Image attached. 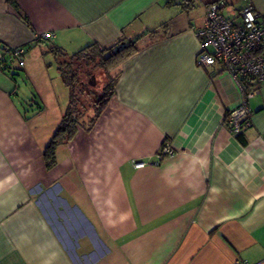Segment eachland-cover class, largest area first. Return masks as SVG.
<instances>
[{
  "label": "crops",
  "instance_id": "crops-1",
  "mask_svg": "<svg viewBox=\"0 0 264 264\" xmlns=\"http://www.w3.org/2000/svg\"><path fill=\"white\" fill-rule=\"evenodd\" d=\"M16 1L0 0V61L23 48L32 93L0 65V264H264V83L233 132L239 91L197 67L194 37L208 5L236 18L264 15V0ZM140 35L106 110L46 169L68 104L50 49ZM165 141L174 155L157 160Z\"/></svg>",
  "mask_w": 264,
  "mask_h": 264
},
{
  "label": "built area",
  "instance_id": "built-area-1",
  "mask_svg": "<svg viewBox=\"0 0 264 264\" xmlns=\"http://www.w3.org/2000/svg\"><path fill=\"white\" fill-rule=\"evenodd\" d=\"M222 8L221 2L205 7L202 26L194 35L199 44L195 61L198 68L218 66L220 72L230 77L236 85L240 101L228 112L225 120L233 132H238L250 126L248 102L264 83V15H259L252 10V6L247 5L236 18H227L222 15ZM52 37L50 33L39 35L44 42ZM4 50L19 68L24 66L23 48L5 47ZM173 155L174 150L165 141L155 159L162 160ZM145 165L138 162L134 167L141 169Z\"/></svg>",
  "mask_w": 264,
  "mask_h": 264
},
{
  "label": "trees",
  "instance_id": "trees-1",
  "mask_svg": "<svg viewBox=\"0 0 264 264\" xmlns=\"http://www.w3.org/2000/svg\"><path fill=\"white\" fill-rule=\"evenodd\" d=\"M7 3L16 12L19 11L16 0H7ZM183 3L185 4L181 1L180 5ZM150 35L156 36V32L153 31ZM142 37L143 35L128 39L122 37L106 48L91 44L70 56L60 48L50 49L49 53L60 75L59 79L68 90V104L59 125L42 151L46 169L55 166L54 151L59 145L69 143L75 137L77 128L89 132L106 110L114 95V87L119 77L118 68L138 52ZM6 62L0 61L1 71H8ZM95 71L102 75L104 80L100 89L97 86L91 87L86 80L95 75ZM88 112L92 115L89 116Z\"/></svg>",
  "mask_w": 264,
  "mask_h": 264
},
{
  "label": "rangeland",
  "instance_id": "rangeland-1",
  "mask_svg": "<svg viewBox=\"0 0 264 264\" xmlns=\"http://www.w3.org/2000/svg\"><path fill=\"white\" fill-rule=\"evenodd\" d=\"M6 61H7L6 63H7L8 71L13 75L14 80H16L18 82L16 86L20 87V89H21L20 92L21 93L24 92L26 94H31L32 89L29 87L30 85L24 77V72L18 67L17 62L15 60L9 59V58ZM50 62H51V60H50ZM45 63H48V58L45 59ZM101 76L102 75H99V73L97 71H95V75L90 76V78L89 79L87 78L86 80H88V82L92 81L91 77H93L94 78L93 79V82H94L93 86H97L100 89V87L102 86V83L104 81L103 77H101ZM93 86H91V87H93ZM20 99H22V97ZM25 109H26V107H25ZM88 115L91 116L92 115L91 112H88ZM78 129L79 128H77V130Z\"/></svg>",
  "mask_w": 264,
  "mask_h": 264
},
{
  "label": "water",
  "instance_id": "water-1",
  "mask_svg": "<svg viewBox=\"0 0 264 264\" xmlns=\"http://www.w3.org/2000/svg\"><path fill=\"white\" fill-rule=\"evenodd\" d=\"M93 79H94V78L91 77V80H92V81H89V82H88V84H89L90 86H93V85H94Z\"/></svg>",
  "mask_w": 264,
  "mask_h": 264
}]
</instances>
